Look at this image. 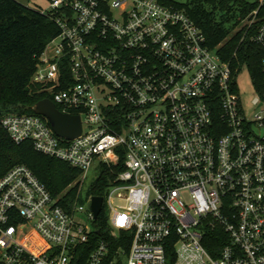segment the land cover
I'll return each instance as SVG.
<instances>
[{"label": "built area", "instance_id": "1", "mask_svg": "<svg viewBox=\"0 0 264 264\" xmlns=\"http://www.w3.org/2000/svg\"><path fill=\"white\" fill-rule=\"evenodd\" d=\"M41 11L59 33L31 84L78 116L81 133L60 138L35 114L0 124L80 175L59 198L24 165L0 178V264H264V59L247 107L239 71L183 9L49 0ZM257 13L233 34L264 48ZM92 167L112 176L102 232L91 209L100 196L84 188Z\"/></svg>", "mask_w": 264, "mask_h": 264}, {"label": "trees", "instance_id": "2", "mask_svg": "<svg viewBox=\"0 0 264 264\" xmlns=\"http://www.w3.org/2000/svg\"><path fill=\"white\" fill-rule=\"evenodd\" d=\"M159 2L183 9L202 31L209 48H216L220 58L232 69L245 68L254 85L261 88V62L264 48L245 39L242 32L233 34L241 21L258 10L252 34L264 21V5L247 0H188L181 4L172 0ZM59 31L54 21L40 9L30 8L16 0H0V120L8 114L33 115V107L47 95L31 84L38 57ZM17 165L28 167L50 194L61 197L78 179L80 172L66 162L37 152L31 142L14 143L0 124V178ZM120 169V168H119ZM112 178L104 169L90 186L89 194L104 197ZM73 189L70 191L72 194ZM106 228L105 208L95 223Z\"/></svg>", "mask_w": 264, "mask_h": 264}, {"label": "water", "instance_id": "3", "mask_svg": "<svg viewBox=\"0 0 264 264\" xmlns=\"http://www.w3.org/2000/svg\"><path fill=\"white\" fill-rule=\"evenodd\" d=\"M33 113L45 118L56 136L72 140L81 133V121L78 116L62 114L50 99L38 101L33 107ZM103 200L101 197H93L91 209L95 218L102 210Z\"/></svg>", "mask_w": 264, "mask_h": 264}, {"label": "rangeland", "instance_id": "4", "mask_svg": "<svg viewBox=\"0 0 264 264\" xmlns=\"http://www.w3.org/2000/svg\"><path fill=\"white\" fill-rule=\"evenodd\" d=\"M172 1L184 4L188 0H172ZM247 1L253 2L255 0H247ZM18 2L34 9L47 10L49 7V0H18ZM237 88L240 97L242 98V101L245 103L247 107H249V102L254 97V89L252 86L250 75L245 68L240 69L237 75ZM98 176H99V170L92 167L88 173L84 188L87 190L96 181Z\"/></svg>", "mask_w": 264, "mask_h": 264}, {"label": "crops", "instance_id": "5", "mask_svg": "<svg viewBox=\"0 0 264 264\" xmlns=\"http://www.w3.org/2000/svg\"><path fill=\"white\" fill-rule=\"evenodd\" d=\"M16 1H18V0H16ZM20 3V2H19ZM22 4V3H21ZM41 10V9H40Z\"/></svg>", "mask_w": 264, "mask_h": 264}]
</instances>
